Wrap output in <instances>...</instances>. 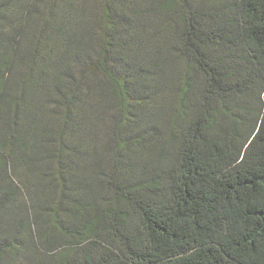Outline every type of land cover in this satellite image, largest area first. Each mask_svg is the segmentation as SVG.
<instances>
[{
	"label": "trees",
	"instance_id": "obj_1",
	"mask_svg": "<svg viewBox=\"0 0 264 264\" xmlns=\"http://www.w3.org/2000/svg\"><path fill=\"white\" fill-rule=\"evenodd\" d=\"M0 264H264V0H0Z\"/></svg>",
	"mask_w": 264,
	"mask_h": 264
}]
</instances>
